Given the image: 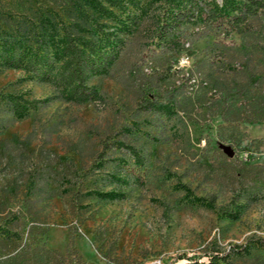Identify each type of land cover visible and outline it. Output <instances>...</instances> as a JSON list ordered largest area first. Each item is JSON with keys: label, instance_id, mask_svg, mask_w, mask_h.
Here are the masks:
<instances>
[{"label": "rangeland", "instance_id": "1", "mask_svg": "<svg viewBox=\"0 0 264 264\" xmlns=\"http://www.w3.org/2000/svg\"><path fill=\"white\" fill-rule=\"evenodd\" d=\"M73 1L0 0V32L18 28L27 43L51 23L55 37L60 23L76 32L74 22L92 38L94 22L117 30L124 14L135 19L109 70L88 80L97 102L56 98L17 116L0 95V225L10 231L0 264H177L208 252L220 255L211 264H264L252 242L264 239V16L222 41L160 48V0H122L124 12L101 2L112 19L85 4L91 17L78 16ZM0 93L56 90L0 66ZM152 96L167 110L143 109Z\"/></svg>", "mask_w": 264, "mask_h": 264}, {"label": "trees", "instance_id": "2", "mask_svg": "<svg viewBox=\"0 0 264 264\" xmlns=\"http://www.w3.org/2000/svg\"><path fill=\"white\" fill-rule=\"evenodd\" d=\"M101 2L124 12L122 0H74L72 4L78 16L91 17L82 8V4H85L110 19L115 18L111 9L106 8ZM160 2V13L153 33L155 46L160 48L180 49L184 42L191 43L200 37H212L213 41H222L232 32L241 33L248 30V17L259 14L264 16V0H160ZM126 4L134 8L139 6L138 0H126ZM124 16L123 21H119L117 30H104L101 23L94 22L92 38L86 37L82 33L86 29L74 22L70 23L76 27V32L70 31L67 23H60L58 27L60 32L56 37L55 26L52 23L46 37L33 32L32 29L28 43L18 28L13 33L0 32V66L23 69L36 82L52 83L56 90L55 94L33 100L21 99L10 93L0 95L6 97L17 116L24 110L26 104L32 107L35 103L56 98L81 103L97 102L99 99L97 91L88 80L109 70L122 44V34L135 22L134 14L126 13ZM124 22L127 24L123 25ZM188 26H195V29L188 30ZM214 100L221 103L219 98ZM141 102L145 110H167V105L154 96L144 97ZM220 108L216 109L219 114L227 109ZM115 144L127 149L134 160L140 161L133 147L118 141H115ZM218 210L227 217H235L229 205L219 206ZM0 234L10 235V231L0 225ZM252 242L264 251L263 238H252ZM231 250L246 251L243 244H232ZM203 255L207 257L206 261H197L194 256L181 253L178 258L193 260L177 264H211L220 258L216 252Z\"/></svg>", "mask_w": 264, "mask_h": 264}, {"label": "water", "instance_id": "3", "mask_svg": "<svg viewBox=\"0 0 264 264\" xmlns=\"http://www.w3.org/2000/svg\"><path fill=\"white\" fill-rule=\"evenodd\" d=\"M221 148H222L223 152L226 153V155L231 154V150L227 146H222Z\"/></svg>", "mask_w": 264, "mask_h": 264}]
</instances>
